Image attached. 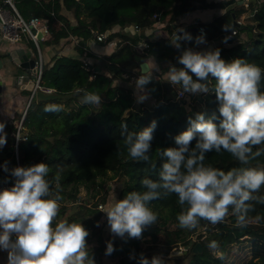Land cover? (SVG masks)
Here are the masks:
<instances>
[{
  "label": "trees",
  "instance_id": "obj_1",
  "mask_svg": "<svg viewBox=\"0 0 264 264\" xmlns=\"http://www.w3.org/2000/svg\"><path fill=\"white\" fill-rule=\"evenodd\" d=\"M258 3L259 6L249 3L248 10H237L234 0H16L23 18L39 17L48 22V47L62 45L64 48L72 43L77 56L59 52L48 61L44 60L41 85L51 92L39 90L26 111L19 140V161L15 156L18 128L9 126L13 134L6 144L9 157L0 161V165L8 162L11 169L44 162L49 167L48 179L53 191L57 189L55 176L59 173L62 200L57 217L71 207L66 222L82 223L89 231L88 251L96 264H105L104 257L112 264H138L141 254L151 259L160 254L151 251L155 248L165 255L171 254L173 249L179 251L180 245L188 246L196 235L198 237L187 253L197 243L201 244L202 250L195 252L188 264H264V204L256 201H249L254 210L248 213L245 227L236 225V217L230 209L222 223L212 225L201 220L198 228L187 230L179 226L177 215L182 209L178 197L172 194L151 202V209L158 214V222L145 229L142 239L106 237L102 223L105 213L99 209V205L107 201L100 195L99 189L103 188L100 180L119 178L123 181L118 199H123L130 191H144L140 181L146 176L159 179L162 163L159 154L163 148L175 146V136L189 126L188 117L197 112L219 115L214 93L199 97L186 93L179 97L176 90L168 91L166 82L157 72H153V82L146 86L151 100L137 103L135 87L129 84L131 76L141 74V63L136 56L140 54L144 58L153 57L159 63L177 65L182 49L197 46L195 37L201 35L199 30L192 29L194 25L187 26L185 30L192 34L193 41L182 42V49H176L170 39L177 22L197 10L217 9L223 13L211 22L199 24L206 29L207 43L223 42L231 32L225 31L224 26L232 29L234 21H241L240 17L245 15L241 22L244 27L234 29L238 35L228 39L227 45L219 44L214 49H220L221 57L226 61L244 58L264 69V0H258ZM72 11L77 24L69 18ZM157 23L168 30L169 38L155 40L145 34ZM132 26L137 28L134 35L125 32ZM92 28L104 34L110 32L106 42L95 41L99 47L114 39L120 40L114 52L99 56L92 51L89 45L94 38ZM241 35V39H237ZM142 45L144 48L139 53ZM124 74L129 77L123 78ZM117 80H122L123 84H115ZM214 83L211 81L209 86ZM105 86L109 89L106 96L112 92V98L108 96L109 99L99 105L81 104V89L92 91ZM23 93L31 96L30 91ZM47 104L63 105V111L45 112ZM154 120L157 128L150 160L132 159L121 135V125L126 123L128 131L139 132ZM204 164L225 171L234 167L261 169L264 168V155L250 160L248 165H241L230 153L213 151L206 153ZM0 174L13 182L3 167ZM83 190H86L85 197L81 194ZM255 195L264 196V186ZM213 240L219 244L218 256L208 248ZM108 241H112L115 248L111 255H105ZM173 254L177 260L182 258L178 252ZM132 256L135 259L130 258Z\"/></svg>",
  "mask_w": 264,
  "mask_h": 264
},
{
  "label": "clouds",
  "instance_id": "obj_2",
  "mask_svg": "<svg viewBox=\"0 0 264 264\" xmlns=\"http://www.w3.org/2000/svg\"><path fill=\"white\" fill-rule=\"evenodd\" d=\"M224 30L231 28L225 25ZM185 41L192 42L193 36L184 28H178L170 39L176 49H182ZM205 43L204 34L195 37L197 46ZM177 65L169 64L167 81L179 86L180 95L214 93L219 115L197 112L189 116L188 128L174 138L175 146L163 148L159 154V179L144 177L140 181L144 191H130L107 210H101L106 213L113 236L142 239L145 229L158 222L151 202L172 194L178 197L182 209L177 215L179 226L187 230L198 228L201 220L212 225L222 223L230 209L236 225L245 227L248 213L254 210L249 201L264 204V196L255 195L264 186V168L234 167L225 171L204 164L206 153L213 151L230 153L241 165L264 155V69L244 58L226 61L220 49L195 51L190 47L182 49ZM140 70L135 81L137 103L148 99L146 86L153 82L149 59L141 63ZM155 70L159 71L158 66ZM211 81L215 83L210 87ZM80 91L81 104L101 103L98 93ZM44 111L58 113L63 111V105L47 104ZM5 128L6 124L0 122V148L7 144ZM156 128L155 120L139 132L128 131L126 123L121 125L132 159L150 160ZM16 137L21 138L19 132ZM2 167L14 178L12 187L0 190V250L8 253L7 264H96L88 251L90 233L82 223L61 221L53 226L62 200L59 173L55 176L57 189L53 191L49 167L44 162L11 169L5 162ZM208 248L215 253L219 244L213 240ZM114 251L113 242L108 241L105 255ZM138 264L166 261L161 255L149 259L141 254Z\"/></svg>",
  "mask_w": 264,
  "mask_h": 264
},
{
  "label": "crops",
  "instance_id": "obj_3",
  "mask_svg": "<svg viewBox=\"0 0 264 264\" xmlns=\"http://www.w3.org/2000/svg\"><path fill=\"white\" fill-rule=\"evenodd\" d=\"M237 1L239 2L237 4L240 5L243 0H237ZM1 6H3L2 0L0 1V7ZM222 13L223 12H221V11L218 12L217 9H207V10H200V11L197 10L196 12L189 14L188 16H185L181 20H179L176 24L175 30H177L178 28H184L185 29L187 26L192 25V22L194 20L199 22V24H200V22H211L215 17L221 15ZM198 17L200 18V20L197 19ZM69 18L73 24H77V19L75 18L73 11L71 12ZM239 22L241 23L242 21H239ZM59 25L61 27H64L63 23H60ZM125 32H129L131 35H134L135 33H137V29L134 26H132V27L126 28ZM145 34L148 37H151L155 40L167 39L170 37L168 30L166 28H163L158 23L155 24L154 28L147 29L145 31ZM48 36H46L44 38V40H42L39 44L41 53H42L45 61H48L49 59H51V57H53L55 54H57L59 52L64 53V54L77 56V53L75 51V47L72 43L67 44L64 48L62 47V45L60 47H54V48L48 47L46 44ZM95 41L96 40L94 38H92L90 40L89 45L92 48V51L99 56L103 55V54H108V55L111 54L112 52L115 51L118 42H120L119 39H114L110 43H107L106 46L99 47V45L96 44ZM219 44L227 45V43H224V42L219 41V40H215V41L209 42L207 44L200 45V46H194L191 48H193V50H195V51H204L207 49H214ZM35 47H36L35 43L30 41L27 38H25L24 41L20 42V43L6 42L0 38V49H3L4 51H11L14 53L18 52L20 54L32 53L33 56L36 57L38 55V49L36 50ZM61 47H62V49H61ZM147 59H149L151 62V65L153 67V72H157V73L161 74L163 81L168 82L166 73L168 71V66H169L170 62L159 63L153 57L144 58L143 61H145ZM139 62L142 63V61H139ZM157 66L159 68V71L155 70L157 68ZM125 76L127 77L128 75L124 74V77ZM137 77H138V75L137 76H131V79L135 78V80H131V82L134 81V84H132V86H134V87H135V81H136ZM120 81L122 82V80H120ZM116 83L118 84L119 81L117 80L115 82V84ZM119 84H121V83H119ZM129 84H130V81H129ZM171 86L173 87V90H175L174 86L173 85H171ZM178 90L179 89H177V91ZM23 92H24V90L20 89V87H13V88L8 87V88H4L0 94V122H3L6 124L5 131L7 133V140L13 135L9 131V126H17L18 127L19 123L22 120V119L20 120V117L23 116L27 111V104L29 102V95L24 94ZM135 92H136V87H135ZM146 94L148 96V99L146 101H150L151 95L149 94L147 89H146ZM109 95L112 98L113 93L110 92V93H108V96ZM197 96L199 97L200 94H198ZM2 149H4V147L0 148V150H2ZM7 257H8V253L6 251L0 250V264H7Z\"/></svg>",
  "mask_w": 264,
  "mask_h": 264
},
{
  "label": "built area",
  "instance_id": "obj_4",
  "mask_svg": "<svg viewBox=\"0 0 264 264\" xmlns=\"http://www.w3.org/2000/svg\"><path fill=\"white\" fill-rule=\"evenodd\" d=\"M2 2H3V6L0 7V26H1L0 38L3 41L10 43H20L23 42L25 38H27L30 41L34 42L38 49V55L36 56V67H35L36 68L35 87L33 92L31 93V96L29 97V102L27 104V109H28L32 99L39 90H42L44 92H51L50 89H46L41 85L45 61L39 47L40 42L44 40L46 36L49 35L48 22L39 17H33L29 20L23 18V16L19 13L17 9L16 0H2ZM192 25H194L200 31L201 34L204 35L206 34L205 27L199 25V22L194 20L192 22ZM91 32L96 41L106 42L107 40L106 34L101 33L98 29L95 28H92ZM39 33H42V37L40 39L38 38ZM237 34L238 31L233 30L232 32H230L228 37H230L229 39H231ZM73 40L76 41L77 37H73ZM179 91L180 89L178 90V92ZM178 96L183 97L184 94L180 95L178 93ZM25 115L26 113L23 115L22 120L17 127L18 128L17 132H19L20 135L23 129L22 122ZM19 140H17L16 137L15 156L17 158V161H19ZM13 184L14 183L9 181L8 179L4 180L3 182L0 183V190H3L4 188H10L13 186ZM102 207L103 206L101 205L99 206V208ZM13 239H15V236H13Z\"/></svg>",
  "mask_w": 264,
  "mask_h": 264
},
{
  "label": "rangeland",
  "instance_id": "obj_5",
  "mask_svg": "<svg viewBox=\"0 0 264 264\" xmlns=\"http://www.w3.org/2000/svg\"><path fill=\"white\" fill-rule=\"evenodd\" d=\"M234 1L239 3L237 0H234ZM242 2H243L242 4H240V5L237 4V6H234V7L237 10H242V9L248 10L249 9V1L248 0H243ZM244 17H245V15H242L240 17V20L243 21ZM241 37H242V35L237 37V39H241ZM142 46H141V48L138 49L139 53L142 51ZM138 56H141V55L139 54ZM125 77H123V78H125ZM128 77L129 76H127L126 78H128ZM129 79H130V84H134V81L131 82V80H135V78L131 79V77H130ZM118 81H119V83L123 84V81L122 82L120 80H118ZM124 81H126V80H124ZM124 83H126V82H124ZM174 88L177 91V89H179V86H174ZM108 90H109L108 86H105V87H103L101 89H93L92 92H96V93H98L101 96V98H102L101 103H102L104 101V99L108 98V94L106 96V93L108 92ZM177 93H178V91H177ZM109 98H111L110 95H109ZM7 156L9 157V152H8L7 146L5 145L4 149L0 150V161L1 162L4 161V159H6ZM2 165L3 164L0 165V168H2ZM4 180H5V177L0 174V183L3 182ZM99 182L103 186V188L99 189L100 195L107 199L106 203H102L101 206H103V207L99 208V209L107 210V208L118 199V195H119V192H120V190L122 188L123 181H121V179H119V178H111L109 180L108 179H102ZM13 183H14V178H13ZM81 194H82V197H85L86 190H83ZM70 213H71V207H67V210L60 217L56 218V220L54 221L53 226H55L56 223H59L61 221H66ZM102 223H103V228H104V231H105V236L106 237L109 236V237L113 238L114 236L111 233L110 227H109V225L107 223L106 213H105V216L102 218ZM194 237H193L192 241H194V243H195L196 240H195ZM186 248H187V246H181L180 245L179 248H178L179 251L173 249L172 253L168 254V255H165L164 253H161V250L159 248L158 249L155 248V249H153L151 251L152 252H160L159 255L163 256V258L166 261V264H188L192 260V257H193V254L195 253V251L193 249L188 254L185 251ZM188 250H190V249H188ZM174 252H178L179 256L182 257V258L180 260H177L176 257L173 254ZM219 254H220V252L217 251L216 255L218 256ZM104 261H105V264H112V263L109 262V260L106 257H104Z\"/></svg>",
  "mask_w": 264,
  "mask_h": 264
},
{
  "label": "water",
  "instance_id": "obj_6",
  "mask_svg": "<svg viewBox=\"0 0 264 264\" xmlns=\"http://www.w3.org/2000/svg\"><path fill=\"white\" fill-rule=\"evenodd\" d=\"M1 1V0H0ZM249 3H257V6L260 4L258 0H248ZM243 2H241L242 4ZM161 12L159 11L158 14ZM244 27L242 23L238 21H234L233 28L231 32L236 28ZM195 31L198 29L192 28ZM110 32L106 33L108 37ZM252 36V34H250ZM42 37V33H39L38 38ZM144 48V46H142ZM143 57L136 56V60L143 62ZM36 57L33 56L32 53H24L20 54L18 52H11V51H4L0 49V94L4 88L8 87H20L22 90L30 91L31 93L35 87V78H36ZM166 88L168 91L172 92L173 87L169 82L165 83ZM261 90L264 91V84H262ZM23 136V135H22ZM198 235L194 238L197 239ZM194 241H191L190 244L186 248V252L188 249L193 247ZM195 252H200L202 250L201 244L197 243L193 248Z\"/></svg>",
  "mask_w": 264,
  "mask_h": 264
}]
</instances>
